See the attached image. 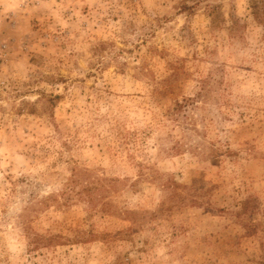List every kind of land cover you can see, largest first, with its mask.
Instances as JSON below:
<instances>
[{"label": "rangeland", "instance_id": "1", "mask_svg": "<svg viewBox=\"0 0 264 264\" xmlns=\"http://www.w3.org/2000/svg\"><path fill=\"white\" fill-rule=\"evenodd\" d=\"M258 2L0 0V264H264Z\"/></svg>", "mask_w": 264, "mask_h": 264}, {"label": "trees", "instance_id": "2", "mask_svg": "<svg viewBox=\"0 0 264 264\" xmlns=\"http://www.w3.org/2000/svg\"><path fill=\"white\" fill-rule=\"evenodd\" d=\"M256 6L258 8V19L264 22V0H259L258 4L256 3ZM175 105L181 108L183 107L182 102H176Z\"/></svg>", "mask_w": 264, "mask_h": 264}]
</instances>
